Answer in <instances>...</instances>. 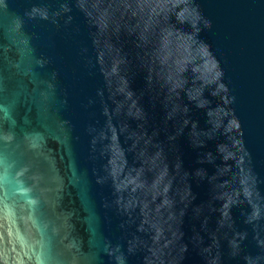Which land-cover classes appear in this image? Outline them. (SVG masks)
<instances>
[{
	"label": "water",
	"instance_id": "95a60500",
	"mask_svg": "<svg viewBox=\"0 0 264 264\" xmlns=\"http://www.w3.org/2000/svg\"><path fill=\"white\" fill-rule=\"evenodd\" d=\"M0 264H264V0H0Z\"/></svg>",
	"mask_w": 264,
	"mask_h": 264
}]
</instances>
